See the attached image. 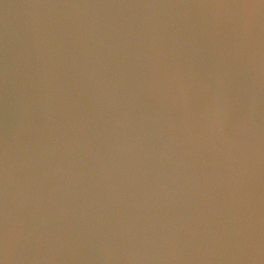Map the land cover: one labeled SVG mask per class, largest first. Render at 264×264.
I'll list each match as a JSON object with an SVG mask.
<instances>
[{
    "label": "clouds",
    "instance_id": "9594fccd",
    "mask_svg": "<svg viewBox=\"0 0 264 264\" xmlns=\"http://www.w3.org/2000/svg\"><path fill=\"white\" fill-rule=\"evenodd\" d=\"M0 264H264V0H0Z\"/></svg>",
    "mask_w": 264,
    "mask_h": 264
}]
</instances>
